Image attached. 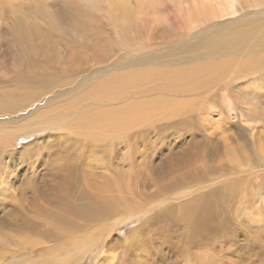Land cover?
Here are the masks:
<instances>
[{"label": "rangeland", "instance_id": "1", "mask_svg": "<svg viewBox=\"0 0 264 264\" xmlns=\"http://www.w3.org/2000/svg\"><path fill=\"white\" fill-rule=\"evenodd\" d=\"M40 1L0 0V264H264V0L201 20L209 0ZM39 6L55 18V59H26L11 32ZM119 75L127 89L94 93ZM101 107L130 112L99 140L69 127ZM69 167L72 197L47 203ZM92 180L126 199L85 223L63 208L84 212ZM203 193L213 219L185 242L170 217Z\"/></svg>", "mask_w": 264, "mask_h": 264}, {"label": "bare ground", "instance_id": "2", "mask_svg": "<svg viewBox=\"0 0 264 264\" xmlns=\"http://www.w3.org/2000/svg\"><path fill=\"white\" fill-rule=\"evenodd\" d=\"M212 1H214L215 4H213ZM237 1L238 0H209L205 3V6L202 5L197 9L194 8L195 10H194L193 14L195 13L194 16L197 17L198 20H201L198 18L200 16L208 18V19L232 16V15H235L237 13V11H236ZM47 2H49V1H47ZM40 3H41V1L39 2V4ZM21 4H23V3L21 2ZM26 6H28V5H26ZM192 6H194V5H192ZM25 7H24V9H25ZM32 8H33V5H32ZM200 8H202V9L200 10ZM20 9H21L20 11L24 10V9L22 10V8H20ZM29 11H27V12H29ZM190 11H193V10H190ZM18 12H19V10H18ZM79 12H80V10H79ZM15 13H16V11H15ZM35 13H37V15H35L36 18H34V21H30V19H25L24 16H27V14L22 16L21 18H19L20 16L17 17L19 19L16 22H14V26L11 28V32L13 33L14 38L20 42V52H22V56H25L26 59L34 58V57L38 58V56H43L47 60L50 59L51 57H53L55 59V50H54L55 49V40H56V37L58 35L56 34V29L52 24V23H55L54 22L55 18L53 17V13H52V11L50 12V9L43 7V6L37 7V10ZM74 14H76V13H74ZM80 14L81 13L76 14L75 19H78L80 17ZM19 15H20V13H19ZM29 15H31V13ZM33 17H34V15H33ZM190 17L192 18V15ZM38 18H40L42 21H40V20L38 21ZM191 20H193V19H191ZM198 20H196L197 23H198ZM192 22L194 25L196 24V23H194V21H192ZM88 24H90V23L86 22L84 25H81V26L78 25V26L80 27V29L82 31H84L86 33L87 29H89ZM64 25L65 24H63V26ZM65 29L63 32H65ZM70 30H74V28L73 29L70 28ZM58 31H60V30H58ZM68 31H69V29H68ZM66 34L71 36L73 34V31L71 33H66ZM80 35H81V33H80ZM58 37H60V36H58ZM64 39H67V38L64 37ZM64 41H66V40H64ZM75 55L76 54H73V56L70 59V62L72 64L73 63H77V64L81 63L83 60V57H81L80 55L79 56H75ZM46 65H47V63H46ZM46 76H49V75H46ZM125 80H126V78L122 77L120 75L119 76H113V77L111 76V77H109L103 81L101 80L102 82L94 87L95 91H96L94 93L95 94L99 93L102 98L108 99L106 94L109 92H103V91H109L110 89L115 91V90H119V88L120 89H127L128 86L125 84ZM109 94L111 97L114 95L113 93H109ZM76 102H79V101H76ZM51 105H50V108H51ZM67 106L68 105H63L62 108L67 107ZM59 107H61V106H58V108ZM137 110H138V112L140 111L139 107H137ZM129 112H130L129 108L127 109V111L118 114L115 111L108 112L105 108L101 107L98 112H90V113L86 112V113L81 114L80 115L81 117L78 118L77 121L71 123L69 127L70 128H71V126L78 127L76 129V131H78V132H80V133H82V134H84L90 138H91V133L94 131L97 135H96V137H94L93 140H99V136L102 139L107 134H111V132H114L123 123L122 122L123 116ZM51 113L52 112H49L47 110V112L45 114H51ZM45 114H44V116L46 118H49ZM52 119H55V118L52 117ZM56 119H58V116H56ZM79 124H83V126H79ZM71 168L72 167H69L68 170L63 171V173L60 171H58L59 173H54L56 176V180L54 179L53 183H54V185H55V183H57V190H55V192L53 193L54 198L51 199L50 201L45 200L47 198L46 194L42 196L43 199L47 203L53 204L54 202L57 201V203L60 204L61 201L69 200V198L72 197L71 192H69V188L71 189V187H70L71 176L69 175ZM177 182H179V181H177ZM115 183L116 182H113V181L111 183H110V181H108L107 183H100V182H95V180H94L92 183L89 184L90 187L87 185L88 186L87 189L83 190V192L85 191V193L83 194V192H82V194H81L82 200L90 199L93 201L92 203L88 204V207L84 209L85 211L82 212L83 210L80 211V209H78L77 207H75V209H73L74 207L72 208V206L70 204H67L63 208V211L65 213H70L72 216H74L76 218H80L85 223L86 222L94 223V222H97L100 219H103L105 217H110L112 215L111 211L113 210V208H115V204L120 205L119 203L122 201V199L123 200L126 199V198H118L117 194L115 195L117 198L114 197L115 199L113 197H110V195H107L109 193L112 196H114V194L112 192H114L116 189H117L118 195H120L122 192H124L123 190H121L122 188L119 187L118 184H115ZM178 185H179V183H178ZM158 186H159V184H158ZM167 186L168 185H164L163 189L159 193H162V192L166 193L167 191H169L171 189V187H167ZM159 187H161V186H159ZM128 189H129V187H128ZM125 193L127 194L126 190H125ZM204 195L205 194L203 193L198 198L192 199L191 201L187 202L182 207L181 212L183 215L181 217H179V216L176 218L170 217L171 222L176 221V225H178L180 227V229H181V224L184 226V230H183L181 237L185 236L184 237L185 242L187 240H188V242H190L193 239H199L197 237V234L200 235V233H202V231L205 230V226H207V227L209 226L208 221L213 219V218L209 219V214L211 215V213H209L207 207L203 203L204 202L203 200L206 198ZM155 196H156V194H155ZM97 200H99V201H97ZM207 200H208V198H207ZM105 202H106V204L104 205ZM123 204H125V202ZM212 204H214L213 201H212ZM207 206H211V204H209ZM212 207H211V209H212ZM79 212L80 213L82 212V214H78ZM170 213H173V212H170ZM162 214H163V212H162ZM64 215H66V214H64ZM155 217H158L157 219H159V223H161L160 218L162 219L163 215H161V213L159 212V213H155ZM154 223L156 225V222H154ZM174 226H175V222H174ZM164 227H165V225H164ZM168 227H170V226H168ZM207 227H206V229H207ZM142 228H140V230ZM173 231H175V229H173ZM206 233H208V229H207ZM176 235H179V234H176ZM208 236H206L207 238L205 237V239L203 241H204V244H206L207 246H210L211 241H209ZM199 240L202 241V239H199ZM207 241H209V242H207ZM183 244H185V243H183ZM163 245H161V246H163ZM180 249H181V247L180 248L178 247V249L176 247H173V252L178 253ZM179 257L180 256H176L175 259L178 261L177 258H179Z\"/></svg>", "mask_w": 264, "mask_h": 264}]
</instances>
